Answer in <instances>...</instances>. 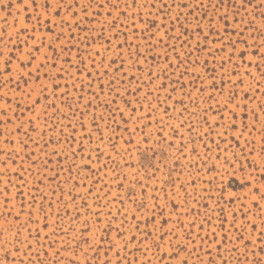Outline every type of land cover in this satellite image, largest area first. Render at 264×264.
I'll list each match as a JSON object with an SVG mask.
<instances>
[{"label":"snow or ice","instance_id":"obj_1","mask_svg":"<svg viewBox=\"0 0 264 264\" xmlns=\"http://www.w3.org/2000/svg\"><path fill=\"white\" fill-rule=\"evenodd\" d=\"M17 3L22 6L17 15L23 14V23L17 19L8 25L5 18L3 23L8 26L0 27V264H44L42 257L49 256L45 244L54 248L57 243L60 247L53 254V264L65 259L61 252L71 253L67 264H81V254L83 264L93 261L113 264L108 256L113 249H116V264H152L149 252L156 257V264H190V260L205 264L201 251L208 257L207 264H217V257L220 264H229V257L221 254V248L223 241L232 239L237 245L242 243L243 252L239 246L224 248V252L239 253L236 264H247V259L241 261L240 256L247 258L253 233H256L259 257H264V204L261 203L264 202V168L260 162L245 156V149L255 144V140L245 139L244 135L247 132L251 136L257 124L261 125L260 157L264 160V87L261 86L264 0H259L258 5L254 0H17ZM258 9L259 17L254 14ZM102 14L104 20L100 19ZM8 27L15 31L10 33ZM185 77L189 78L185 80ZM69 84L71 90L78 89V96L72 94ZM85 91L90 99H85ZM160 92L165 93L163 98ZM177 92L182 94L180 98L174 97ZM105 95L108 99H102ZM257 96L262 99L257 100ZM101 107L105 111L97 116ZM64 108L71 111L72 120ZM87 116L91 117V128L85 123ZM176 116L177 123H171ZM76 119L81 129L79 139L73 123ZM153 125L155 138L150 131ZM66 128L71 130L67 134ZM57 129L64 137L62 141L49 136V132L55 133ZM105 129L111 135L106 137ZM136 134L143 144L153 140L166 147H161L159 152L153 147L142 151L144 158L147 151L153 152L145 175L142 178L134 175L125 188L121 178L126 181L127 174L111 153L121 155L120 141L125 145L123 151L129 152L127 145L135 144L132 137ZM85 141L89 148L86 156L83 155ZM51 142L69 145L63 155L56 149L47 154L57 157L58 165L69 155L75 158L78 154L81 163L72 159L66 169L56 170L49 169L51 159H45L43 168L47 171L38 170L35 183L29 186L26 177L33 175L36 161L32 157L36 153L25 150L31 143L43 151ZM105 145L109 148L107 153ZM233 145L239 151L232 150L229 155ZM254 151L249 149V154ZM21 152L32 160L27 168ZM156 156L160 159L154 163ZM213 157L217 162L223 157V164L209 166ZM17 160L21 161L19 170ZM244 161L252 169L248 173L252 179L246 178L242 185L249 192L243 197L229 194L225 200L231 183L225 185L222 178L234 175L229 168L235 170L237 164L239 171L244 172ZM94 163H97L95 168ZM125 166H129L127 162ZM192 169L196 170L195 176ZM205 170L206 174L215 175L205 179L200 175ZM109 171L115 181H121L117 189L123 190V195L119 192L113 195L110 185L106 181L101 183ZM185 171L188 178L182 180ZM62 172H67L63 180ZM89 175L98 179L90 181ZM45 180L56 184L59 197L56 189L44 191L48 187ZM69 182L71 187L65 192L62 185ZM198 183L205 185L202 191L207 195H196ZM97 184L101 186L96 188ZM189 188L193 191L189 192ZM78 189H83V194ZM214 193H219L218 197ZM250 196L254 198L249 200ZM50 197H56L55 201ZM89 197L93 198L92 204L88 203ZM212 199L215 206L203 203L201 207L206 210L203 213L194 206ZM245 200L249 203H243ZM238 201L239 207L230 211V227L225 228L229 220L221 202L230 206ZM54 203L63 205V214L59 207L54 208ZM116 204L120 207L114 213L109 205ZM252 208L257 211L250 217ZM65 216L71 218L67 225L63 223ZM50 217L54 218L50 220ZM214 220L221 233L219 238ZM76 224L79 226L73 227ZM197 228L205 232L201 245L207 243V248L196 244ZM231 229L235 233L229 235ZM70 232L78 234L70 236ZM106 240L109 247L104 249L101 262L98 257ZM32 241L36 242V248ZM120 241L123 243L117 248ZM137 241L135 250L144 261L139 257L128 259L132 255L128 245ZM212 245H216L215 256ZM121 251L127 255L121 256ZM89 252L93 253L90 258ZM251 256L253 264H264L257 251L252 250Z\"/></svg>","mask_w":264,"mask_h":264},{"label":"rangeland","instance_id":"obj_2","mask_svg":"<svg viewBox=\"0 0 264 264\" xmlns=\"http://www.w3.org/2000/svg\"><path fill=\"white\" fill-rule=\"evenodd\" d=\"M254 3L258 5L259 4V0H254ZM21 7L22 6L17 3V0H0V27H7L8 25H12L14 23V21L17 20V19H19L21 24H22L23 23V14L21 13L19 16L17 15L18 10L21 9ZM260 11L261 10L258 9V10L255 11L254 14L257 17H259ZM101 12L103 13V10H101ZM5 18H7L8 25H4V23H3ZM105 18L106 17L103 14L100 16L101 20H104ZM259 23H260V21H259V19H257V24H259ZM94 26L99 28V25H94ZM8 31L10 33H12V32L15 31V29L13 27H8ZM245 35L247 36L248 33H245ZM177 47H178V50H179V46H177ZM156 51L159 52L160 49L157 48ZM109 55H111V54L109 53ZM161 64H163L162 61H161ZM211 66L212 65L210 64L209 67H211ZM181 71H183V69H181ZM179 75H180V73L177 72V76H179ZM188 78L189 77H185V80H187ZM132 86H135V85L133 84ZM261 86L264 87V82H262ZM69 88L71 90V84H69ZM94 90H98V89H95V87H94ZM61 91H63V89H61ZM71 91H72V94L74 96H78L79 95L78 89L77 90H71ZM84 95H85V99H90V96L88 95L87 91H85ZM159 95L161 96V98H163L165 93L164 92H160ZM173 95L176 98H180L182 94L180 92H177V93H174ZM193 95H196V93H193ZM102 99H108V97L105 95L104 97H102ZM260 99H262V98L260 96H257V100H260ZM185 100H186V103H188L186 97H185ZM93 103L95 104V101H93ZM117 103L119 104L120 107H123L122 102H120L118 100ZM168 103L171 104L172 101H169ZM57 105L58 106L60 105L59 101H57ZM189 106L191 107V105H189ZM251 106H254V105L250 104V107ZM176 107L179 108V105H177ZM204 107H207V105H204ZM63 110H64V112H66L68 114L69 120H72L71 111H69L67 108H64ZM104 111H105V109L103 107L99 108L97 110V116H99V114L103 113ZM137 115H139V112L137 113ZM77 116H78V114H77ZM187 117H188V114L185 113L184 119H187ZM178 119H179V117L176 116L173 119V121H171V123H173V124L177 123ZM90 120H91L90 116L85 117V123H88V127L89 128H91V124L89 123ZM64 123L67 124L68 120H65ZM73 123H75V125H76L77 139H79L80 138V132H81V129L79 127V120L78 119L73 120ZM101 127L102 128L104 127L103 123H101ZM260 127H261V125L257 124L256 130L251 133V136H249L247 132L244 134L245 135V139H248V140L254 139L255 140V144L249 145L248 149H245V156H248L249 160H255L257 162H260L262 168H264V160H262L261 157H260V145H261V136L259 134ZM155 128H156V126L153 125V128L150 130V131H152L154 138H155ZM69 131H71V130L66 128L65 129V134H67ZM181 131H184V130L182 129ZM184 134H185V136H187L186 132ZM33 135L35 136V134H33ZM109 135H111L110 130L105 129V136L107 137ZM49 136H52V137H54L56 139H59L61 141L64 139L63 136L59 135V130L58 129H57V132H55V133L49 132ZM125 138H128V137L125 136ZM47 139H48V137H45V140H47ZM132 139L135 141V144L127 145V147L130 149L129 152L126 153V152L123 151V148L125 147V145H124L123 141H120L118 147L121 149V155L117 156L116 153H114V152L111 153L112 156L114 157V159L120 164L123 172L125 174H127L128 179L126 181L123 180V178H121V181L125 184V188H127L128 182L133 180L134 175L138 174L139 177H141V178L145 175V168L147 167L148 160L153 156V152L147 151V158L142 157L141 152L142 151H146L149 147H153V148L156 149L157 152H159L161 147H166V145H162L160 143H153V140H149L148 144H143L141 142V140H140L139 134H136V136L132 137ZM40 143L43 144L44 141H40ZM85 145H86V148H85V152L83 153V155L86 156L88 154V151H89V148L87 147L88 141H85ZM137 145L139 146V150H137ZM92 146H95V141H93V145ZM240 146H241L242 149L245 148L244 139H242L240 141ZM68 147H69V145H67V144L57 145L54 142H51V143H48L47 148H44V150L41 151L34 144L29 143V147H28V149L25 150V152L30 153V152L34 151L36 153V155L34 157H32V160L36 161V164H35V166L32 169L33 175L26 177V179H28V181H29V186H32L35 183V179H36L35 178V173L38 170L41 171V173H43L44 171H47V170H45L43 168V161L45 159H48V158L51 159V163L48 166L49 169L59 170L60 167H64L66 169L71 164L72 159H75L76 163L80 164L81 160H80L79 154L75 158H72L69 155L68 159L63 160L62 165H58L57 164V159H58L57 157H55V156L49 157L47 155V154L52 153V151L54 149H56L57 151H60L61 154L63 155V153H65L67 151ZM75 147L78 148L79 145L77 144V145H75ZM222 147H223V144H222ZM17 148H19V145H17ZM249 149H254L255 151L252 152L251 154H249ZM232 150L239 151V149H236L235 145H233L232 149H230V151H229V155H231V151ZM104 151L106 153L109 152V148L106 145L104 146ZM169 151H170V153H174L175 150L174 149H170ZM215 151H216V149H215V146L213 145V152H215ZM25 152H21V157L23 159L24 167L27 168L32 163V160H29L27 158V156L25 155ZM201 152H203L202 149H201ZM92 154H93V156H95V153H92ZM121 157H123V159H121ZM102 159L104 161H106V157H104ZM159 159H160V157L156 156V160L153 161V162L155 163ZM125 162H127V164L129 166H125ZM20 163H21V161L17 160V164H16L17 170H19ZM97 163L93 164L94 168L97 167ZM212 163H217L218 166H219V164H223V157H221V160L219 162L215 161V157H213V159L208 162L209 166H211ZM244 164H245L244 172H240L239 171L240 165L237 164L235 170L229 168V172H233L234 171V173H235L234 175H232V176L225 175L222 178L224 180L225 185H228L229 182L231 183V186L227 188V192L225 194V200H227V197H228L229 194H233L234 193L236 195H240L241 197H243L244 194L249 192V189L246 188V187H242V185H243L244 180L246 178L247 179H252V177L248 175L249 172H252V169H250L248 167V161H244ZM130 165H135V167H131ZM111 167H112V164H111V162H109V168H111ZM191 171H192V175L195 176L196 175V170L192 169ZM74 172H75V170H74ZM48 175L50 176V175H52V173L48 172ZM80 175L83 176L85 174L84 173H80ZM157 175H160V173H158ZM200 175L203 176L205 179H208L209 175H215V173L206 174V170H205V171H201ZM253 175H257V174L253 173ZM66 176H67V172H62L61 173V180H63V178H65ZM101 176L102 177L104 176L103 172L101 173ZM113 176H114V174L109 171L108 175L106 177H104V180H101V183H104L106 181L110 185L113 195H117L118 192H119L120 195H123V190H118L117 189V184L119 182H121V181H115L113 179ZM187 178H188V172L185 171V175H184V177H182V180H185ZM13 179L15 180V177H13ZM93 179H98V177H92L91 175H89V180L91 181ZM71 183L72 182H69L68 184H63L62 185L64 187V189H65V192H67V190L71 187ZM45 184L48 185V187L44 189L45 192H50L51 190L56 189V184L55 183L49 184L48 181L45 180ZM100 186H101L100 184H97L96 188H99ZM253 186H256V181L255 180H253ZM203 187H205V185H200L198 183L197 190H196V195L198 197L207 195L206 193H204L202 191ZM11 190H12L13 193H15V191H16L15 188H12ZM25 191H27V189H25ZM78 191H80L83 194V189H78ZM105 191H108V189H106ZM137 191H139V189H137ZM192 191H193V189L189 188V192H192ZM262 191H264V188H262ZM59 195H60V192H59L58 189H56V197H59ZM214 195L218 197L219 193H214ZM56 197H50V198L53 199V201H55ZM253 198L254 197L250 196L249 200H251ZM64 200H65V202H68V197L65 196ZM205 202L210 207L215 206V199L207 200V201H200L199 203H195L194 206L201 213H203L206 210L203 207H201V205L203 203H205ZM88 203L89 204L93 203V198L92 197L88 198ZM243 203L248 204L249 201L245 200V201H243ZM261 203L264 204V202H261ZM79 204H80V201L78 200L77 201V206ZM221 204L225 208V215L228 216V220H229V224H226L225 228H229L230 227V222H231L230 211L232 209H237L239 207V205H240V202L238 201L237 203L231 204L230 206L227 205V204H224L223 202H221ZM68 206H69L70 210L73 209V206L71 205V203H69ZM109 206L112 207V211L114 213L120 207L119 204H116L114 206L113 205H109ZM249 206L251 207L250 204H249ZM56 207H59L60 210H61V214H63V205L62 204L56 205L54 203V208H56ZM129 207H131V206H129ZM217 211H219V209H217ZM256 211L257 210L255 208H252L251 209V213L249 214L250 217H251L252 214L256 213ZM73 214H75L74 211H73ZM237 215H239V213H237ZM53 218L54 217H50L49 219L51 220ZM202 218L203 217L201 216L199 219H202ZM70 219H71L70 217L65 216L64 220H63V223L65 225H67ZM189 219H191V217H189ZM199 219L197 221L198 223H199ZM129 223H132V222L130 221ZM257 223H259V221H257ZM213 224L216 225L217 238H219V236L221 235V233L219 231V226H218V224H216L215 220L213 221ZM78 226H79V224L73 225V227H78ZM33 227H35V225H33ZM208 227L209 226H207V225L205 226V231H208ZM49 231H50V229H49ZM194 231L199 232V229L197 228ZM233 233H235V229H231V231L228 234L232 235ZM74 234H78V233H71L70 232L69 235L71 236V235H74ZM40 235H41V237H43L44 233L41 232ZM244 235H245V238L247 239L248 238V233L245 232ZM112 236L114 237L115 233H112ZM204 236H205V232H199V237L195 238L197 245H201V237H204ZM252 236H253V245L250 248V251H249V254H248L247 258H245L243 256H240L241 261H244L245 259H247V264H253V257L251 256V251L252 250L257 251V255L259 257L258 244H257V241L254 239V237L256 236V233H253ZM98 238H99V236L96 237V239H98ZM53 239H56V240L59 241L60 237H54ZM138 240H139V237H138ZM32 243H33V247L36 248L37 247L36 246V242L32 241ZM40 243H42V244L44 243L43 239H41ZM122 243H123L122 241L117 242V248H120ZM137 245H138V241L136 243H130L128 245L129 250L132 252V255L128 256V259L131 260L134 257H139L141 259V261H144L145 258L141 255V253L135 250ZM234 246H239L241 248V252H243L242 243L240 245H237V242H236L235 239H232L230 241H223V246L221 248V254L222 255H226V256L229 257V264H236V256L239 255V253L233 254L231 252H224V248H232ZM59 247H60V243H57L54 248H48L47 244H45V250H47L49 252V256L48 257H42V259L44 260V264H53V261L55 260V256L53 254H54L56 248H59ZM85 247H87V246L85 245ZM108 247H109V244L107 243V240H106L104 245H103V249H101L99 257H98V259L101 262L104 259V249H107ZM201 247L207 248L208 244L205 243V244L201 245ZM211 250L213 252V255L215 256L216 255V245H212ZM154 251H155V249H153V252ZM115 252H116V249H113L108 254L109 258L113 261V264H116V259H117L116 255H115ZM70 255H71L70 252H61V256L64 257L65 259L60 261V264H67V257L70 256ZM92 255H93V253L89 252V254H88L89 258ZM125 255H127V253H125L124 251H121V256H125ZM148 255H149V257L152 258V264H156V257L152 255V252H149ZM200 255H201V258L204 260L205 264H207L208 257L204 256V253L202 251L200 252ZM259 258L264 259V257H259ZM80 260H81V264H83V260H84L83 254L80 255ZM93 264H96V262L93 261ZM190 264H199V262L195 261V260H190ZM217 264H220L218 257H217Z\"/></svg>","mask_w":264,"mask_h":264}]
</instances>
